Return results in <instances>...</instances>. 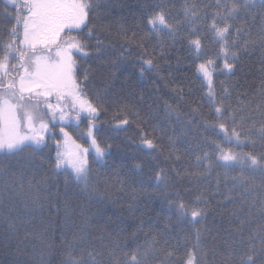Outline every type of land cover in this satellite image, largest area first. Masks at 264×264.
<instances>
[{
    "label": "snow or ice",
    "instance_id": "6c2138e0",
    "mask_svg": "<svg viewBox=\"0 0 264 264\" xmlns=\"http://www.w3.org/2000/svg\"><path fill=\"white\" fill-rule=\"evenodd\" d=\"M132 16L105 0L0 7L7 264L57 251V264H264V0H139ZM257 51L259 85L234 95ZM93 202L118 205L133 230ZM217 207L223 230L209 225Z\"/></svg>",
    "mask_w": 264,
    "mask_h": 264
},
{
    "label": "trees",
    "instance_id": "16d2710c",
    "mask_svg": "<svg viewBox=\"0 0 264 264\" xmlns=\"http://www.w3.org/2000/svg\"><path fill=\"white\" fill-rule=\"evenodd\" d=\"M4 0H0V7L3 6ZM138 3L139 0H105V4L111 8L113 18L117 17H124L126 20L131 22L133 19L132 13L138 10ZM117 5H122V7H117ZM179 55H183V53H179ZM260 53L257 51L254 55L251 56H246L243 59V62L237 66L236 73L233 76L234 80L238 81L237 87L235 90H233V94L235 95L236 91H241L243 92L245 89H250V88H255L259 85L260 83ZM91 67L96 70L98 68V65L96 64L95 61L91 62ZM134 71V70H133ZM96 75L98 76L99 73L97 72ZM220 79H223V77H220ZM150 81H146L143 84V87L145 88V94L146 97L150 96L152 94L151 89L147 87V83ZM117 87H119V81H117L116 84ZM119 143L123 145L125 148L127 147L126 144L122 140H120L117 137H113V154H114V159L116 163H119L123 157L121 156V149L120 148H115V145ZM247 151V148L245 149ZM60 187L61 190L63 191V177L60 178ZM69 196L71 197L73 207H76V210L79 211L78 206H84L83 202L71 195V192L69 193ZM216 199H220V197H216ZM225 207L230 208L231 205H225ZM91 210L92 211H99L100 216L103 217L104 219H108L111 217V220L109 222V226L113 229L116 228H126L127 232H131L135 226L134 221L130 219H124V217L127 216V213H122V210L118 205H112V204H106L104 206H101L95 202L91 204ZM160 205L159 202H157L155 205L151 206L150 209L147 210L146 217L147 216H152L155 217L156 213L160 211ZM4 211H7V208L4 209ZM221 209L219 207L216 208L215 212H210L209 214V225L212 227L214 230L219 229L223 230L227 227L226 222L221 218L219 215ZM140 213L138 212L137 215ZM15 215V213H13ZM62 215V211H61ZM145 217V218H146ZM161 220H163V216L161 217ZM51 223L53 226L59 223V220L57 217L52 216L51 218ZM176 228V225H173V229ZM39 243V242H36ZM59 253L58 251L56 254L52 257L53 264H57ZM10 255H5L3 254V249H0V264H7V261L10 259Z\"/></svg>",
    "mask_w": 264,
    "mask_h": 264
}]
</instances>
